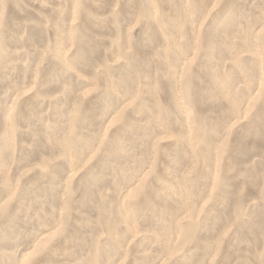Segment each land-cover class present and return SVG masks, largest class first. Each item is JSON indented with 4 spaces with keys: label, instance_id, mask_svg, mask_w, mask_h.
<instances>
[{
    "label": "rangeland",
    "instance_id": "374dc122",
    "mask_svg": "<svg viewBox=\"0 0 264 264\" xmlns=\"http://www.w3.org/2000/svg\"><path fill=\"white\" fill-rule=\"evenodd\" d=\"M0 264H264V0H0Z\"/></svg>",
    "mask_w": 264,
    "mask_h": 264
}]
</instances>
